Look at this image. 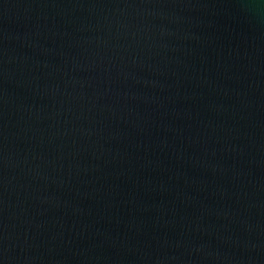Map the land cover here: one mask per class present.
Returning a JSON list of instances; mask_svg holds the SVG:
<instances>
[{"label": "water", "instance_id": "1", "mask_svg": "<svg viewBox=\"0 0 264 264\" xmlns=\"http://www.w3.org/2000/svg\"><path fill=\"white\" fill-rule=\"evenodd\" d=\"M0 264H264V0H0Z\"/></svg>", "mask_w": 264, "mask_h": 264}]
</instances>
